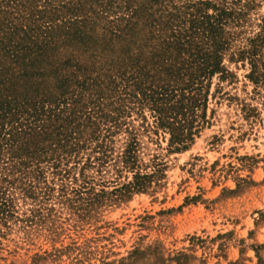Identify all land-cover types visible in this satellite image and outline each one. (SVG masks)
I'll use <instances>...</instances> for the list:
<instances>
[{
	"label": "rangeland",
	"instance_id": "1",
	"mask_svg": "<svg viewBox=\"0 0 264 264\" xmlns=\"http://www.w3.org/2000/svg\"><path fill=\"white\" fill-rule=\"evenodd\" d=\"M47 4L34 0L38 11ZM103 5L100 18L92 14L100 23L94 35H113L132 20L142 47L131 53L115 41L100 50L104 63L89 86L72 83L47 98L45 109L56 111L48 113V136L25 148L26 168L7 165L3 153L0 264H264V77L251 78L254 65L264 74V0ZM61 14L44 12L39 24L87 17ZM14 15L24 27L35 24ZM191 36L199 63L215 53V72H142L161 69L169 46L182 62ZM157 83L185 106L180 119L190 138L180 150L139 102ZM61 124L73 132L65 151ZM138 174L152 177L140 190Z\"/></svg>",
	"mask_w": 264,
	"mask_h": 264
},
{
	"label": "trees",
	"instance_id": "2",
	"mask_svg": "<svg viewBox=\"0 0 264 264\" xmlns=\"http://www.w3.org/2000/svg\"><path fill=\"white\" fill-rule=\"evenodd\" d=\"M23 2L24 4L20 0H11L6 3V9L0 7V158L3 159L5 152L8 159L6 164L12 163L13 168L20 167L21 170L29 165V162L22 158L25 148L42 142L49 134L48 121L51 120L48 113L53 114L56 110L45 109L47 98L54 92L63 94L72 83L82 87L89 86V81L93 80L92 72L102 69L101 63H104L100 50L113 48L115 41H122L123 47L131 53L142 47L137 36V22L132 20L123 28L111 32L113 35H94V27L100 23H91L92 14L97 18L101 17L104 13L103 0H69L68 3L63 0H46L48 4L45 11H38L34 0ZM97 7L100 8L98 11ZM47 11L62 13L61 15L74 13L76 16L82 11L87 17L63 18V24L60 25L57 21L56 27L39 24L43 19L39 15ZM16 12H24V16L28 18L35 17V24L22 26L19 18L14 15ZM136 14L135 11L133 15ZM104 25L101 29L110 31L108 26L104 29ZM142 35L145 38V34ZM153 38L158 40L160 36ZM185 43V55L188 56L183 58L182 62L176 58L182 53H173L169 46L165 50L161 69L157 68V72L156 68L142 72L146 75L153 74L152 76L162 72L169 77L172 74L180 76L182 72L193 75L195 72L207 73L210 70V73H213L217 70V63L213 62L217 56L215 58L213 51L204 53L205 59L199 63L200 48L194 43L193 36L186 39ZM155 52L156 55L159 54L158 49ZM132 59L140 63L139 56L136 55ZM150 60L153 61L154 57ZM187 62L192 65L188 66ZM262 77L264 74L254 65L251 78L258 80ZM168 87V84L159 83L146 86L139 102L148 103L157 113L160 125L170 131L172 145L180 150V145H184L190 138L185 132V122L180 119L185 106L180 100L173 102L168 98ZM59 100L55 98L53 103L58 102L59 106L62 103ZM62 128L63 124L57 130V136L60 138L58 146L65 151L66 146L71 143L73 132ZM70 147V151H75L74 146ZM149 178L152 177L138 174L135 183L137 190L142 189Z\"/></svg>",
	"mask_w": 264,
	"mask_h": 264
}]
</instances>
